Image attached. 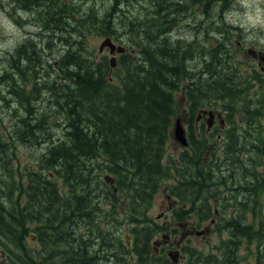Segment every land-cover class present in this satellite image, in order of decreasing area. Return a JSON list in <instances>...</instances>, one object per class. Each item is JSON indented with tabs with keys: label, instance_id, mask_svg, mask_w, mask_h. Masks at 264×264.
Returning <instances> with one entry per match:
<instances>
[{
	"label": "trees",
	"instance_id": "trees-1",
	"mask_svg": "<svg viewBox=\"0 0 264 264\" xmlns=\"http://www.w3.org/2000/svg\"><path fill=\"white\" fill-rule=\"evenodd\" d=\"M170 1L153 2L163 10ZM123 2L108 0L107 8L86 9L78 7V0L7 3L24 25L30 14V26L37 31L15 51L7 50L8 66L0 75V256L6 264H174L169 255L178 252L182 259L186 252L185 264H254L239 254L246 247L249 257L264 264V208L256 199L222 200L235 215L221 220L219 233H228L221 239L226 246L221 256L173 242L163 255L155 254L153 240L166 228L151 221L147 212L165 180L175 181L168 195L178 200L173 217L183 225L193 213L200 222L212 218L220 209L215 200L227 196L230 184L255 196L264 193V98H241L252 78H237L241 86L235 90L230 85L236 80L217 67L211 68L207 81L205 66L191 72L194 42L157 44L156 36L171 23L167 18L172 10L158 20L153 15L143 42L140 15L127 17L123 28L133 35L139 53L122 55L113 69L110 59L88 49V36L120 42L123 37L111 18L112 5ZM175 6L177 16L187 9L186 4ZM224 27L230 28L226 23ZM56 39L65 42V50L54 58L46 56V47ZM224 51L223 45L215 47L211 64L222 65L217 57ZM254 79L261 81L262 76ZM47 95L49 106L43 101ZM237 101L242 103L239 108ZM219 104L233 114L246 113L243 133L254 136L243 144L231 136L221 144L205 128L196 138L192 124L185 153L169 156L175 118L186 110L194 119L198 111ZM20 147L35 151L26 166L18 156ZM237 154L244 157L242 175L219 164L239 158ZM107 182L113 190L104 187ZM210 183L217 187L210 188ZM188 201L193 203L190 208L185 206ZM123 221L129 223L131 241L118 229Z\"/></svg>",
	"mask_w": 264,
	"mask_h": 264
},
{
	"label": "rangeland",
	"instance_id": "rangeland-1",
	"mask_svg": "<svg viewBox=\"0 0 264 264\" xmlns=\"http://www.w3.org/2000/svg\"><path fill=\"white\" fill-rule=\"evenodd\" d=\"M9 1L10 0H0L1 3L4 2L3 3L4 8L3 7L0 8V75L3 74L4 70L7 69V66H8V60L4 58L5 54L7 53V50L14 51L18 49L20 46L24 44L25 41H27L28 39H33L32 33L34 32V30L30 26L31 20L33 19V17H30V14L27 15L25 22H29V24L24 25V23L19 20V16L16 13H14L11 7L8 6L7 3ZM121 1H124V2L119 3L117 5L119 14L112 16L111 19L113 20V23H115L116 28L120 30L119 36L123 37L124 39V41H122L121 43L125 45L127 44L128 46H130L129 51H128L130 54L139 53V47L135 45V43L133 42V39H134L133 35H131L128 30L125 31L123 28V25L125 27L124 23H126L127 21V18H125V16L123 15V12H124L123 10H130L132 13L129 14V16H133L134 14L139 17L140 10H147L149 9V7L146 8L145 6L147 5L151 7L152 5L153 8L157 10L155 11V16L163 17V15H167L169 13V10H174L176 7L175 5H177L179 2L182 5L184 2L187 6H191V7L194 4L192 7L193 13L192 12L189 13V11L187 12V9H186L185 12L182 11V13L179 16H177V24L180 27H179L178 33H175V34L177 38L185 42V43H181L183 46L186 45V42L187 44L194 42V52L197 51V53H196L195 58L189 60L190 65L188 68L189 70H191V72H194L196 70H200V69L202 70V68L205 66V71L207 70L206 72L208 73V75L206 76V81L210 79L211 68L213 67H217L221 73H224V75H228L231 77L232 74L230 73L231 71L230 64H235L237 66V68L239 69L241 73L240 75L241 79L248 77V73H247L248 67L246 65L247 59L245 58L246 54L242 52L240 46L237 45L236 43L238 39H241V35L248 34L247 37L249 39H253V40L260 42V45H262L264 48V0H226L225 1V5H227V7L225 9V16H223L225 17V19L223 18V21L226 20V23H228L230 27L231 25L232 27L241 26L244 29V31L234 32V31L229 30V32H234L233 33L234 37H232V44L233 43L234 44L228 47L227 49H229L233 53L234 59L233 58L228 59L229 62H226L225 55H219L217 58L220 57L223 62V64L219 66L216 65V63L211 64V61H210L211 56H206L209 51V48L206 46V39H205L206 30H208L212 36V40L210 43L211 53L215 47L221 46V44L215 40V38H220V39L223 38V35H221V33L218 30L221 28L224 29L222 27V24H223L222 20H220L219 16H217L219 12L218 7L212 8L211 13L209 12L210 18L206 22L207 17L205 15V9H204L206 6V3L201 0H198V1L171 0L170 2H165L163 4V6H165L164 8H162L163 10H159V8H156L157 6H156V3L153 2L154 0H137V1L121 0ZM89 5H95L96 7H99V8H103V7L107 8L108 0H80V1L78 0V7H80L81 9H86L88 8ZM212 6L214 7L215 4H213ZM34 12L36 14L37 11L34 10ZM151 18L154 20V17L152 16L146 21L143 20L141 26L140 27L138 26L141 34L145 33L144 31H146V29L148 28ZM170 19L171 17L167 18V21H169ZM122 28H123V34L121 32ZM252 28H255V30L251 31L250 29ZM63 36H67V35H63ZM104 39L105 38H103L102 36H98V35L90 34L88 36V49L90 51H93L94 55H96L97 57L100 55L99 46ZM70 40L75 41L76 36L70 35ZM155 41L158 42V44L161 43V39L160 38L157 39V36H156ZM46 48L47 49H46L45 55L46 56L49 55L51 58H54L60 55V53H62L65 50L66 44L65 42H61L60 40H57L54 46L50 48L48 47ZM203 56L206 57L207 62L204 61ZM207 57L210 59L208 60ZM201 77L203 78V75ZM231 78H234L236 82H239L237 78L235 77H231ZM251 81L253 82L250 84H245V86H248L249 89L241 93L242 94L241 98H246L245 96H247L248 101L250 99L256 100L257 98H260V97L264 98V76L262 77V80H261L263 81V84L258 83L259 80H256L253 77ZM236 82L234 81V84H231L230 86L236 85L237 84ZM3 83L4 81H2L0 85H2ZM239 86L240 85L234 86L235 90H237ZM49 104L50 102L47 101V106H49ZM42 105L44 104L42 103ZM237 105L240 107L242 103L240 101H237ZM215 110H218L217 111L218 113L220 112L223 113L225 109L222 108L221 104H219L218 106H216V108L214 107L213 111ZM182 112L183 114L181 113L182 114L181 117H182V120H184L185 119L184 113L186 112V110ZM262 112H263V115L261 116L260 120H261V123L264 124V106H263ZM0 113L2 114L1 108H0ZM246 117H247V114L244 113L243 111L238 112L236 114L235 121L238 122L239 124H244L246 123V120H247ZM207 119H208L207 120L208 122L210 120V117H207ZM5 123L9 124V119H6ZM235 127L236 125L233 122H229L228 130H231ZM1 129L5 131V129L2 126H1ZM61 130H58L59 131L57 133L58 135L62 134ZM250 131L253 132L252 130ZM215 134L216 136L220 134L218 129L215 131ZM251 136H254V134H250L249 132L243 133L239 138L241 144H243L244 141L249 139ZM225 141H228V140L223 139L222 143H224ZM248 142L250 143V140ZM180 151H181V147L178 144H176L173 139L172 141L170 140L167 146V154L172 157H177ZM34 152L35 151L32 148L20 147L18 156L20 157V159L23 160L22 164L24 166L28 165L33 160L31 154H33ZM242 174H243V171L241 170V175ZM242 182L244 183V180H242ZM174 183L175 181L173 182V181H166V180L162 183L159 189V192L153 199L151 206L149 207V210L147 212V216L150 218L151 221H154L160 227L164 226L166 228L164 231H162V235H160L159 237L157 235L153 240V243L155 247L157 248L155 254L157 256L163 255L164 250L167 248L166 246H169L170 243L173 242L176 244V246H178L181 240L188 238L184 241V243H181L182 249L184 245H189L192 248H197L199 251L204 252L209 255H213L215 257H217V255L220 252V256H221L222 251H223L222 248H226V246H224V241L222 240L227 238L228 233L226 231L222 232V230L219 233L220 225L219 227L217 225L218 222L220 223L219 218L217 219L218 222L216 226L211 227L212 224L210 223L209 220L200 222L199 216L194 214L190 219V225L191 227L194 226L195 229L193 230L194 232L192 234H189V236H186V234L184 235L185 232L182 226L183 223H179L177 221V223L181 225L180 227L177 226V223L173 217V212L171 210L173 209V207L175 206L177 207L180 204L179 203L175 204L173 203V200L167 198L168 188L170 189V186ZM242 186L244 187L243 184ZM104 187H106L107 189H111V190L114 189V187H111L109 183L104 185ZM119 202L121 203V201ZM259 202L264 203V198L260 197ZM231 212H234V211L231 210ZM120 214H123L124 216L123 212H120ZM232 215L233 213L230 214V216ZM226 217L228 218V215H226ZM186 223H189V221L187 220ZM110 227L113 229L115 228L114 225H110ZM128 228H129V223H126L124 221L122 225L118 227V229L121 231V234L126 239H130L129 234H128L130 233V231H128ZM29 242L31 246H34L32 240H29ZM239 251H240L239 252L240 256H243L247 262H250V263L252 262L254 264H261L257 259H252L251 257H249L250 251L246 249V247L244 248L242 247L241 250ZM182 255H183L182 259H179V261H177L174 264H185L186 258H187L186 252H184V254ZM6 263L3 261L2 257L0 256V264H6Z\"/></svg>",
	"mask_w": 264,
	"mask_h": 264
},
{
	"label": "flooded vegetation",
	"instance_id": "flooded-vegetation-1",
	"mask_svg": "<svg viewBox=\"0 0 264 264\" xmlns=\"http://www.w3.org/2000/svg\"><path fill=\"white\" fill-rule=\"evenodd\" d=\"M195 1V0H194ZM198 1V0H197ZM203 2L206 3V6H205V15H206V22L208 21V19L210 18L209 17V14L211 13V10L212 8H215V7H218L219 8V12H218V15L219 16V19L222 20L223 24H222V27L224 29H219L218 31L221 33V35H223V38L220 39V38H215V40L217 42H219L221 45H223L225 47V59L226 62H229L228 59H231L233 58L234 59V56H233V53L227 49L228 47H230L232 44V37H234V32H240V31H244V29L241 27V26H233V27H230L229 30L231 31H234V32H229V30H225V23H226V20L223 21V18L225 19V10H223V6L222 4L225 3V0H201ZM183 4H185L183 2ZM212 4H215V6L213 7ZM178 5H182L180 2L178 3ZM112 6H114V14L113 16H115L116 14H119V11H118V7L116 4H113ZM146 8L149 7V9L147 10H140L139 11V15H140V18L141 20L143 21H146L147 19H149L151 16L155 15V10L153 8V6L151 5L150 6H145ZM210 9V10H209ZM123 15L125 16V18L127 17H130L129 14H131L132 12L130 10H123ZM173 13L171 15V19L169 21H171V23L169 25L166 26L165 30L161 33V35L157 38V39H161V43L159 44H163L164 42H170L171 45H174V44H179V43H185L183 42V40L177 38L176 34L175 33H178L179 31V25L177 24V12L179 10H172ZM176 11V12H175ZM183 12H185V10H182ZM187 11H189V13H193V10H192V7L191 6H187ZM210 12V13H209ZM161 14V13H160ZM159 14V15H160ZM133 17H135V15L133 14ZM162 16H158L156 17L157 20L160 19ZM167 21V22H169ZM115 24V23H114ZM228 24V23H226ZM229 25V24H228ZM175 27V28H174ZM239 27V28H238ZM238 28V29H237ZM251 31H254L255 28H252L250 29ZM146 32V31H144ZM248 34H244V35H241V39H238L236 41L237 45L240 46L242 52H244L246 55H245V58L247 59L246 60V65L248 67V70H247V73H248V81H250V79L253 77H256L258 75L260 76H264V48L262 45H260V42L256 41V40H253V39H249L248 37ZM216 37V36H215ZM205 39H206V46L209 48V51L207 53L206 56H211V51H210V43H211V40H212V36H211V33H209L208 30H206V36H205ZM147 41L146 37H145V33H144V38L141 39V41ZM122 41H124V39H120V42H116V44H120ZM142 41V42H143ZM123 44V43H121ZM158 44V42H157ZM125 45V44H123ZM127 45V44H126ZM187 45V43H186ZM106 56H109V51L108 49H105L104 50V53ZM117 58L119 59L122 55L121 54H116L114 53ZM128 54V48H127V53ZM208 58V57H207ZM210 58H208L209 60ZM229 65V64H228ZM230 67H231V71L230 73L232 74L231 77H235V78H240L241 76V73L239 71V69L237 68V66L235 64H230ZM256 75V76H255ZM227 77H230L228 75H226ZM258 83H262L261 81H259ZM237 85H240L239 82H237L236 86ZM241 86V85H240ZM239 86V87H240ZM49 100V95L45 96L43 101H48ZM236 108H239L238 105L236 106ZM210 111H213L211 109L209 110H205V111H198V113L196 114V117H194V119H190L187 115V111L184 113L185 115V119L183 120V124L186 128V131H187V137L188 139L190 140L191 139V132H192V128H191V125L193 124L194 125V128H195V137L200 139L201 136H200V133H201V130L204 131L203 128H205V130L207 131V133L209 135H211L212 137L215 136V131L218 129L220 134H218L216 136V139H218L217 141H220L221 144H227V141H225L224 143H222V140L223 139H227L229 140V138L232 136V137H240L244 131V129H247L248 128V125H246L245 123L244 124H239L238 122H236V114H233L230 112V110H224L223 113H218L217 111H213L214 112V118L212 121V126L209 127L208 125V122H207V117H209V113H206V112H210ZM229 122H233L236 127L231 129V130H228L229 129ZM247 123V122H246ZM205 131V132H206ZM247 131V130H246ZM231 143V142H229ZM183 153H185L184 150H181L177 157L182 155ZM228 153V152H227ZM231 153V152H229ZM229 153L227 154L228 157H229ZM238 156H240V154H238ZM232 158V157H230ZM230 158L228 159H222V163H219V164H223V165H226L228 167V169H236L238 171V173L241 172V170L243 169V162H244V157H239V158H235V160H231ZM210 162V161H209ZM246 162V161H245ZM211 163V162H210ZM237 165V166H236ZM222 167V166H221ZM214 179V182L215 183V179L216 177H212ZM243 178H240V180H242ZM213 183H210V188H213V187H217L215 184ZM241 188L238 187L237 185H234V184H230L227 188H226V192L227 191H230L228 192L227 196H222L221 194V199H216L215 200V203L218 204V206H220V209H215V211L213 212V215H212V218H209L208 220L210 221V223L212 224L211 227H215L216 224H217V219L219 218L220 220V223H221V220H226V215H228V218H230V214H232L233 212H231L232 210V207H229V208H224L223 204L224 202L222 201L223 199L227 200L228 197L231 198V199H235L236 198V201L238 202H244L245 199H247V201H252V199H256L258 203L259 202V198L260 197H263L264 198V193L262 194H258L255 196L256 192H252L251 194L249 193H246L244 191H240ZM168 199H169V195H168ZM173 200V199H171ZM173 203L177 204L179 203L178 200H173ZM193 205L192 201H188V204L186 203L185 206H188L189 208ZM263 205V208H264V203H260ZM179 207V206H177ZM176 209V206L173 207V209L171 210L172 212H174V210ZM234 211V210H232ZM235 212V211H234ZM194 215V213L192 214V216ZM235 215V214H233ZM207 220V221H208ZM220 223L218 222V227L220 225ZM195 229V227H191L190 223H187L186 225H183V230H184V235L186 234V236H189V234H192ZM188 239V238H186ZM181 240V242H179V245H181L180 243H184V241L186 240ZM178 245V247H179ZM171 247H172V244H171ZM221 248V247H220ZM223 251L222 253L224 252L225 248H222ZM220 255V252L219 254Z\"/></svg>",
	"mask_w": 264,
	"mask_h": 264
},
{
	"label": "water",
	"instance_id": "water-1",
	"mask_svg": "<svg viewBox=\"0 0 264 264\" xmlns=\"http://www.w3.org/2000/svg\"><path fill=\"white\" fill-rule=\"evenodd\" d=\"M105 48H109L111 54H114L116 52L119 53V54H124L125 53V48L124 47L116 46L110 39H105L101 43L99 51L103 52V50ZM110 61H111V66L113 68L116 67V65H117L116 57L111 58ZM209 115H210L211 119L208 122V125H209V127H211L214 114H213V112H210ZM173 135H174L175 142H177L181 147L189 146V141H188V138L186 136L185 129L182 126V121H181L180 118H177L176 121H175ZM178 255H179L178 252L175 254V257H172V255H170L173 258V261L175 260L174 261L175 263L178 261Z\"/></svg>",
	"mask_w": 264,
	"mask_h": 264
},
{
	"label": "bare ground",
	"instance_id": "bare-ground-1",
	"mask_svg": "<svg viewBox=\"0 0 264 264\" xmlns=\"http://www.w3.org/2000/svg\"><path fill=\"white\" fill-rule=\"evenodd\" d=\"M80 1V0H79ZM135 1H137V0H135ZM193 1V0H192ZM136 3V2H135ZM144 3V2H143ZM139 5V4H138ZM194 5V4H193ZM193 5H192V7H193ZM141 6V5H140ZM210 10V9H209ZM224 10V9H223ZM188 12V11H187ZM195 15V14H194ZM231 27H232V25H231ZM239 28V27H238ZM237 28V29H238ZM187 33V32H186ZM197 34V33H196ZM186 40V39H185ZM187 43V42H186ZM224 47V46H223ZM251 106V105H250ZM213 138L214 139H216V135L215 136H213ZM238 153H240V152H238ZM250 154V153H249ZM230 156V155H229ZM237 157V156H236ZM239 157V156H238ZM220 158V157H219ZM219 160V159H218ZM223 165V164H222ZM237 166V165H236ZM231 170V169H230ZM227 172H228V170H227ZM224 173V172H223ZM234 176V175H233Z\"/></svg>",
	"mask_w": 264,
	"mask_h": 264
}]
</instances>
